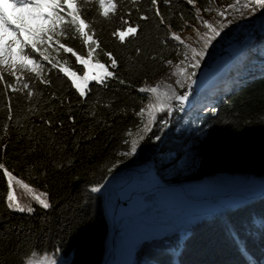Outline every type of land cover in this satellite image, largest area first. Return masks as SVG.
<instances>
[{
	"label": "trees",
	"instance_id": "16d2710c",
	"mask_svg": "<svg viewBox=\"0 0 264 264\" xmlns=\"http://www.w3.org/2000/svg\"><path fill=\"white\" fill-rule=\"evenodd\" d=\"M210 1L195 0V4L205 9ZM117 3L118 13L111 20L99 17L94 3L89 5L93 10L87 17L100 43L95 58L108 62L103 55L107 51L118 62V68L109 69L115 72V78H109L106 87L92 82L87 98H80L70 81L56 70L47 73L50 85L31 81V97L26 95L28 90L13 92L0 82V163L17 178L47 192L53 205L30 215L10 212L6 203H0V264H20L24 253L37 244L40 249L36 256L62 253L69 257L70 264H101L107 255L110 221L105 197L103 192L92 193L90 189L102 186L111 177L118 156L129 149L130 134L141 125V117L136 115L146 100L137 92L141 83L165 71L167 61H177L180 47L177 49L171 33L183 31L195 19V8L183 0H170L168 5L158 0L164 24L155 16L151 0ZM128 12L132 14L125 15ZM141 15L148 19L140 20ZM121 16L132 26L139 24L137 34H129L123 43L113 35L116 29L127 27ZM70 43L86 55L87 49H81L78 40ZM63 55L67 58L70 54ZM72 61L74 58L69 66ZM263 63L257 61L238 75V81L217 97L211 109L190 118L191 123L195 122L193 131L203 133L201 141H195L193 133L173 135L167 129L158 132V125L153 126L138 145L139 162L149 161L157 149L174 152L175 159L191 153L197 163L187 177L189 181L223 173L264 180ZM94 64L95 60L91 61ZM96 70L89 68L90 74ZM5 78L13 82L6 73ZM184 113L189 114L188 110ZM178 117L177 110L171 119L165 113L161 116L170 120L171 128ZM155 135L161 136L160 141L164 139L159 147ZM2 173L0 169V201L6 200L7 192ZM14 195L18 198L16 187ZM33 206L39 209V205ZM184 229L189 233L176 256L178 234ZM242 248L246 249L244 253ZM135 258L133 264H177L176 258L179 264H264V196L202 213L190 224L173 226L169 233H152L141 239Z\"/></svg>",
	"mask_w": 264,
	"mask_h": 264
},
{
	"label": "snow or ice",
	"instance_id": "6c2138e0",
	"mask_svg": "<svg viewBox=\"0 0 264 264\" xmlns=\"http://www.w3.org/2000/svg\"><path fill=\"white\" fill-rule=\"evenodd\" d=\"M131 2L135 3L136 0H131ZM183 2L195 8L199 23L191 26L192 32L187 36L182 37L175 32L171 33V39L178 42L177 49L180 45H183L185 49L190 50V55L187 51L183 53V59L174 65L176 71L172 72L171 75L179 76L182 74L184 79L177 78L175 84L180 88H185V85H187V88H191V84L194 82L193 77L196 75L195 70L200 67L201 61L204 60L212 42L221 36L225 28L235 22V13H239L240 18L244 19L246 13L251 14L258 10H264V0H245L244 3H241L240 0H234L233 3L227 5L223 4V0H212V2L222 5V9H215L216 16L219 19H214L211 22L201 16V10L196 8L195 0H183ZM79 3L81 6L78 7V0H0V82L3 83L6 89L13 92L28 90L26 95L31 97L33 95L31 81L35 79L41 84L50 85V78L47 73L56 70L58 74L62 73L70 81V87L75 89V93L80 98H87L92 82L106 87L109 78H115V72L109 70L118 68V62L113 53L104 51L103 55L107 57L108 61L106 63H101L95 58L94 54L100 48V43L94 38L93 23L87 17L93 10L89 5L94 3L99 17L111 20L118 13L117 0H79ZM169 3L170 0H164L165 5ZM151 5L155 8V16L160 18L161 24H164L158 0H151ZM9 9L12 10V14L9 13ZM204 11L211 13L214 9L205 8ZM131 14V12H128L125 15L130 16ZM230 15L231 18H229ZM120 19L127 27L116 29L113 35L118 36L123 43L125 37L129 34L133 36L137 34L139 24L132 26L129 20L124 19V16H121ZM139 19L147 20L148 17L141 15ZM168 27L170 30L171 26L168 25ZM201 28H203V31H201ZM6 35L12 37L11 43L5 44ZM77 40L80 42L81 49H87L86 55L70 43ZM194 44H199L200 47H195ZM136 51L139 52V49ZM52 53L56 55H52ZM63 54L70 55L65 58ZM57 56L60 58L57 59ZM71 58H74V61L69 66ZM93 60H95V64L91 65ZM166 63L173 64L171 60ZM77 65H81L82 68L76 67ZM90 66L95 67L97 70L90 74ZM101 70L104 72L103 75ZM5 73L12 78V83L5 78ZM29 74L35 75L33 77ZM119 82L121 84L125 83L124 80ZM14 84L16 87H14ZM159 89V83L155 86H144L137 89L140 94H148L147 110L149 120L145 124L147 132H151L152 127L157 125V131L163 132L170 120L167 118L158 120V114L165 113L166 117H172L173 102L176 106H179L180 110H183L184 102L189 99L188 91L178 94L171 84H165L164 91ZM52 96L55 98V93H52ZM9 101H11V96ZM144 113V108L136 113L138 117L142 118L141 122H143ZM8 118L11 119L10 104ZM69 119L73 118L70 117ZM43 122L50 123V121ZM6 128L7 125H5ZM144 139V136L140 137V140ZM153 139L159 141L161 136L155 135ZM125 143L129 142L125 141ZM4 147L6 149L7 145ZM137 148L138 142L132 140L129 150L120 154L129 157L134 156L137 153ZM0 169L3 170L2 175L6 178L7 186L6 200L0 201V203H6V207L10 212L32 215L39 210H48L53 207L47 192H39L31 197L32 201L39 205V209L31 204L18 202L17 197L14 195V187H21L26 192H33V189L29 183L17 178L3 163H0ZM111 171L109 169V172ZM90 191L96 193L101 191V188L93 186ZM229 232L234 239H238V236L231 229H229ZM186 237L187 231L184 232V236L180 238V241L182 242V239ZM39 249L40 245L37 244L33 246V249L26 251L24 257H27V259L22 257L20 264H34L33 257L36 256ZM245 251L246 249H241L242 253ZM39 264H58V260L55 255L51 257L44 256Z\"/></svg>",
	"mask_w": 264,
	"mask_h": 264
},
{
	"label": "rangeland",
	"instance_id": "374dc122",
	"mask_svg": "<svg viewBox=\"0 0 264 264\" xmlns=\"http://www.w3.org/2000/svg\"><path fill=\"white\" fill-rule=\"evenodd\" d=\"M234 0H223V4L227 5L229 3H233ZM241 3H244L245 0H240ZM196 8H199L196 5ZM207 8L214 9L211 13L205 12L204 9L201 10V16L205 19H209L210 22L214 19H219L216 16L215 9L221 8L222 5H219L217 3L210 1ZM236 20L233 24L229 25L227 28H225L221 36L217 37L216 40L212 42V45L220 44V46H224L228 43H234L238 44L240 43L244 37L252 34V32H255L256 29L263 25L264 22V10H258L254 13L248 14L246 13L245 18L241 19L239 16V13H235ZM231 18V15L229 16ZM263 21V22H262ZM199 22L196 17V11H195V19L189 23L188 27L186 29L191 28L192 25H197ZM184 29V30H186ZM183 30V31H184ZM181 31V32H183ZM201 31H203V28H201ZM177 32V33H181ZM12 37H8L6 39V44L11 43ZM177 42V41H176ZM178 43V42H177ZM180 52L178 54V59L176 62H173L172 65H169L166 63V69L164 72L168 73L169 75L172 74V72L176 71V68L174 65H176L181 59H183V53L188 52L190 55V50L185 49L183 45H180ZM213 54L208 51L205 55V58L203 61H201V65L206 63L208 60L212 59ZM253 61V60H252ZM256 63L255 59L253 64L247 63L248 66L246 69H251L253 65ZM200 68V67H199ZM198 69H196V73L198 72ZM172 76V82L173 87L175 88L177 93L183 94L184 91L189 92V97L193 93V89L188 90L187 85H185V88H180L175 84V80L177 78L183 80V75L179 76ZM146 97L145 102L142 105V108L145 109L143 122H141L140 127L132 132L130 134V142L132 140H136L138 142V145L140 143V137L145 136L148 132L145 130V124H147L149 120L148 116V110H147V104H148V94H143ZM215 99V98H214ZM216 101V100H215ZM174 104V110H177L180 113V117H178V123L174 127L171 128V125L168 124V126L165 128L168 132H172L173 135H177L179 133H184L185 135L193 133V138L195 141H201L203 138V133H197L195 130V122L191 123L190 118L198 116L202 111H206L211 109V106H205V107H194L193 109L190 108L188 110V113H184L183 110H180L179 106ZM164 113L158 114V119L163 116ZM171 119V117H168ZM142 120V118H141ZM171 128V129H170ZM6 137L3 138V140ZM159 140L158 147L162 144ZM130 148V146H129ZM129 150V149H128ZM127 151V150H126ZM176 154L171 151H164L160 152L159 149H157L155 152H153L152 156L150 157L149 161L145 163L139 162V147L137 148V153L134 156H124L119 155L118 161L116 164L115 169L113 170L111 177L102 185L100 186L101 192H103L105 197V206L107 207V204L112 203V195H113V189L108 188V183H110L111 180H114L116 178L121 177L120 175L124 172V170L128 167H137V166H143V165H149L151 166V171H153L159 179H161L163 182H174L179 184L188 185L189 187L195 185H204L205 190L210 191L212 188H215L214 191H218L221 193H229L232 191H242V190H252L255 189L259 183H264L260 178L253 176V175H241V174H231V173H223L219 175H214L210 178L204 179L202 181H189L188 176L194 169L197 159L194 158L191 153H188L181 158L175 159ZM142 178L147 177L145 175L141 176ZM30 187L33 189V192H26L21 187H16L17 193H18V202L22 204H35L34 201H32L31 197L35 194H38L39 192H44L42 190H37L34 187L30 185ZM136 199V200H135ZM232 204V203H231ZM233 206V205H232ZM191 207L184 206L182 201H179L175 196H172L169 193H165L163 191H157L153 193H147V194H137L134 195V200L131 201V204L129 206V210H131V214L127 217H121L118 224L116 225V233L114 235L115 239V251L109 255V258L106 262V264H133L135 261V250L141 241L142 238H146L148 235L158 232L160 234L169 233L170 230H173V226H179L181 224H190L194 222V219H199L200 214L207 213V212H215L221 209L225 208H218V209H203L200 208L197 211H194L193 213H188L187 210H189ZM110 221V220H109ZM196 221V220H195ZM187 231V235L189 233V230L184 229L179 231L178 234V245L175 249L176 254L180 253L183 244V242H180V238L184 236V232ZM112 233V226L110 223V236ZM109 236V248L107 253L110 249V241L111 237ZM185 239V238H184ZM183 243V244H182ZM55 255L58 264H70V259L68 256L62 254V253H45L42 255L34 256L33 262L34 264H39V261L43 259L44 256H53ZM107 256V255H106Z\"/></svg>",
	"mask_w": 264,
	"mask_h": 264
},
{
	"label": "bare ground",
	"instance_id": "6f19581e",
	"mask_svg": "<svg viewBox=\"0 0 264 264\" xmlns=\"http://www.w3.org/2000/svg\"><path fill=\"white\" fill-rule=\"evenodd\" d=\"M191 32L192 28H189L177 34L183 37L189 35ZM193 46L200 47L199 44H194ZM220 47V44L211 45L208 51L213 54ZM158 83L160 84L159 90L164 91L165 84H171L173 86L172 76L163 71L156 75L151 81H143L139 88L144 86H155ZM193 108L194 107H192V109ZM142 175L147 177L142 178ZM120 176L121 177L111 180L110 183H108V188L113 189V195L112 203H108L106 208L109 217L115 226L118 224L121 217H127L132 212L128 208H124L121 203L117 204L115 202L116 189L123 196V199L128 202V206H130L131 201L134 200V195L163 191L175 196L179 201H182L184 206L191 207L189 210H187L188 213H193L200 208L218 209L225 203L234 204L235 201L242 200L244 197H249L255 192H259L261 190L264 191V183L262 182L259 183L255 189L232 191L229 193L214 191L215 188H212L210 191H208L205 190L204 185H193L189 187L188 185L184 184H173L170 186H162L155 173L151 171V167L146 164L143 166L134 167L132 170L127 172L124 171Z\"/></svg>",
	"mask_w": 264,
	"mask_h": 264
},
{
	"label": "water",
	"instance_id": "95a60500",
	"mask_svg": "<svg viewBox=\"0 0 264 264\" xmlns=\"http://www.w3.org/2000/svg\"><path fill=\"white\" fill-rule=\"evenodd\" d=\"M258 29L259 27L256 29V31ZM257 35L258 33H256L253 38H255ZM250 41L251 40H248V42ZM241 49H242V46H240V43L238 44L228 43L224 46H221L215 53H213L212 59L208 60L206 63L200 66L197 74L195 75V77H193L194 82L191 84V88H188V90L193 89V93L189 97V99L185 101L183 104V108L185 110H189L190 108L198 106V105L201 106V104L203 103H205L206 105L212 104V103H209V104L206 103L207 100L214 96L216 89L219 86L223 85L222 87H225L228 81H231L233 79L234 75L239 69V66L242 64L243 61L241 59L242 58L241 56L242 55L244 56L246 52L241 51ZM133 168L134 167H128L124 171L127 172L129 170H132ZM159 180L162 186H170L173 184H179V183H174V182H163L161 179ZM262 181L264 182V180ZM261 196H264L263 190L259 192H255L253 195L249 197H244L242 198V200L235 201L234 204H237V205L244 204L252 200H255ZM115 202L117 204L121 203L124 208H129L128 202L123 199V196L117 191V189L115 191ZM230 204L231 203H225L221 205L220 208H226ZM106 213H107V216L112 226V233L110 236L111 241H110L109 252L107 253V256L105 257V259L103 260L101 264H106L109 258V255L115 251L114 235L116 233V226L111 221L107 208H106ZM183 240L184 238L182 239V242ZM177 255L178 253L176 254V256ZM176 263L179 264L177 261V258H176Z\"/></svg>",
	"mask_w": 264,
	"mask_h": 264
}]
</instances>
